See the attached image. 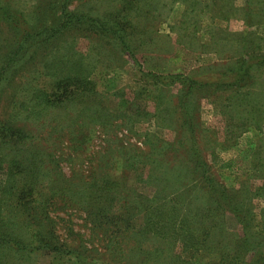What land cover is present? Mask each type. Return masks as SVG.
<instances>
[{
    "label": "rangeland",
    "instance_id": "rangeland-1",
    "mask_svg": "<svg viewBox=\"0 0 264 264\" xmlns=\"http://www.w3.org/2000/svg\"><path fill=\"white\" fill-rule=\"evenodd\" d=\"M126 1L72 0L68 9L80 13L81 29L77 26L62 39L57 37L55 46L48 52L50 57L66 55L72 48L74 57L83 54L91 90L79 87L74 90L72 101L65 99L63 106L40 114L36 120L26 119L27 113L20 106L31 102L34 91L44 88L49 78L36 71L32 64L15 70L1 93L0 120L15 119L12 115L15 111L19 113L17 123L27 125L29 132L32 131L33 141L28 146L45 155L44 187L49 189L53 185L56 190H66L65 195L73 196L68 204L58 203L59 209L47 214L55 227L52 233L64 239L60 241L62 246L68 244L86 254L102 253L105 258L104 251L112 247L104 239L107 227L113 236L123 237L121 232L130 229L131 222L134 227L141 226L160 216L159 221L164 223L169 208H176L179 214L174 221L187 218L192 225L202 218L203 221L194 225L199 226L212 218L209 208L216 206L217 195L211 187L218 186L236 194L227 195L228 199L229 196L238 202L251 199L253 230L261 231L264 199L254 195L264 180V69L253 68L251 82L242 85L245 94L251 92L245 97H235L230 89L218 92L206 89L184 95L179 92V86L156 83L152 76L186 74L206 82L227 79L231 76L229 68L238 61L237 45L241 39L237 37L248 29L239 10L250 3L251 12H255L250 22L261 23L250 29L251 40L263 39L264 0H227L224 11L233 8L229 22L223 21L217 11H207L211 0H198L196 17L191 12L193 0L186 5L184 0L179 3L176 0ZM145 1L149 2L145 4ZM231 1L238 11L229 5ZM0 3H10L11 11L28 27L35 26L38 33L41 28L54 26L62 11L61 5L53 7L51 0H0ZM116 11L120 17L130 16L131 26L137 33L135 38L148 43L136 52V57L116 50L112 40L99 42L93 31L96 19ZM185 11L188 12L183 14ZM201 11H207V15L201 18ZM195 25L205 31L209 28L212 32L209 34H215L218 41L204 47V35H190ZM220 26L229 30L217 35ZM181 27H189L188 37L182 35ZM13 39L16 33L0 16V59L9 53ZM261 43L264 56V42ZM179 50V61L170 63L169 58ZM46 54L47 51L40 54V59ZM231 91L244 94L237 86ZM182 101L187 102L190 110L187 120L195 130L193 144L181 143L192 133L181 124ZM227 104L231 106L225 110L224 118L221 111ZM251 112L259 114V126L255 115L248 117ZM242 117L247 119L241 120ZM213 151L225 161L236 159V164L231 170L219 169L211 161ZM195 153L207 160L203 170L207 171L211 183L200 182L191 173L194 167L197 169V159L193 163L190 159ZM0 173L1 187L4 176ZM92 181L106 187L105 194L111 196V203L105 198L99 202L93 200L89 195L93 191ZM4 213L6 232L10 233V225L16 221L8 220L7 212ZM112 219L115 220L110 223L112 226L105 223ZM225 225L230 233L238 229L231 216L226 217ZM174 237L165 241L145 231L139 234V245L125 246L124 250L139 246L145 252L162 250L174 259L189 258V249L184 250L180 243L172 244ZM69 251L66 246L57 253L37 251L23 264H82ZM11 257L6 261L20 264L18 256ZM209 260L205 258L204 262ZM171 262L170 257L159 264Z\"/></svg>",
    "mask_w": 264,
    "mask_h": 264
},
{
    "label": "trees",
    "instance_id": "trees-1",
    "mask_svg": "<svg viewBox=\"0 0 264 264\" xmlns=\"http://www.w3.org/2000/svg\"><path fill=\"white\" fill-rule=\"evenodd\" d=\"M51 1L53 7L56 6L55 4L61 5L62 11H59L58 22L52 27L41 28L42 31L39 33L35 26L28 27L26 23L18 18L16 13L11 11L10 3H0V5H3L0 6V16L11 25V29L16 33V39H13L9 53L0 59V101L2 100L1 93L6 81L15 73V70L26 68L27 64H32L36 71L49 78L44 88L34 91L31 102L29 101V103H24L20 106L25 109L27 113L26 119L29 120H36L40 114L63 106L65 99L72 101L73 92L74 90H79V87L80 89L89 88L91 90L90 83L87 82L88 79L85 76L87 72L84 67L85 56L83 54L76 58L74 54L72 55L73 49L71 48L66 55L48 56V52L55 46L57 37L62 39L67 33L76 29L77 26L81 29L79 26L81 19L78 17L80 13L71 12L68 9L72 0ZM176 1L180 2V0ZM188 1L184 0L183 4L186 5ZM226 1L211 0L212 4L207 8V11H217L222 16L221 19L223 21L229 22L230 11L233 8L229 7V12L228 10L225 12L224 8L228 5H225ZM148 2L145 1V4ZM191 3L193 8L191 12L196 17L197 8L195 7L198 5V0H193ZM221 3L223 6H221ZM229 5L234 6L232 1ZM250 7V3H248L247 8L244 7L239 10L243 12V20L247 22L245 27L248 29L237 37V40L241 39L237 45L238 61L234 67L229 68L231 76L227 79L218 82L216 80L197 81L186 74L183 76L157 74L159 76L153 75L152 78L157 81L156 83L161 82L163 85L179 86V92H184V95L206 89L212 92L228 91L230 89V92L235 94V97L236 95H244L243 97L251 95V92L245 94L246 90L242 85L251 82V72L254 67H259V70L264 69V56H262L261 51V46L263 45L261 42H264V38H254L255 41L251 40L250 29L254 25L258 26L261 23L254 24L250 22V17L255 13L251 12ZM234 9L238 11L235 6ZM207 11L198 13L201 14L202 18L207 15ZM87 15L89 16V13ZM213 18L212 20H214ZM130 20V16L124 15L120 17L118 11H116L109 14L108 17L96 19V26L93 31L99 42L105 39L112 40L116 43V47H114L116 50L127 52L132 57H136V52L148 46V43L146 40L141 42L135 38L137 33L133 30L134 27L131 26ZM217 29V35L225 33V29L229 30V28L222 26ZM179 30L185 37L189 36V27H181ZM191 31L192 34L190 35L192 37H197L199 33L205 36L206 43L203 45L204 47H208L210 42L218 41L217 37L214 36L215 34H209L211 32L209 28L205 31L201 26L195 25L193 29L191 28ZM133 38L139 44H135ZM256 43L258 44L256 45ZM46 51L45 57L40 59L39 55ZM180 52L181 50L175 52L168 61L173 64L177 63ZM135 60L139 61L138 58H135ZM233 76H235V80H233ZM236 86L244 94L232 92L231 89ZM230 106V104L224 106L221 116L226 117L227 112L225 110H230ZM180 109L182 126H186L192 131V133L181 140V143L187 141L193 144V132L195 133V130L192 128V122L190 123L187 120L190 115L187 102L182 101ZM18 110L21 112V109L18 108ZM18 115L19 113L15 111L12 115L16 117L15 119L0 120V172H3L4 176L2 180L4 183L0 187V264H12L6 261L8 258H12V254L18 256L20 264H23L26 258L37 251L46 250L57 253L62 252L64 246L70 250L68 254H71L82 264H159L170 257L172 260L170 264H264V222L261 231L255 232L253 230L254 221L251 199L239 202L230 196L228 199L227 195L236 194L219 186L216 189L211 187L213 193L217 195L216 206L209 208V213H213L212 218L199 226L194 225L199 223L200 220L203 221L202 218L196 219L192 225L187 218H178V222L174 221L179 214L176 208H169L164 223L159 221L160 216L151 218V220L141 226L134 227L131 222L130 229L125 230V233L121 232L123 237L113 236L111 229L107 227L108 229L104 232V239L108 246L111 245L112 247L104 251L105 258L102 253H97V255L86 254L82 250H73L74 248L68 246V244L62 246L60 241L64 239L52 233L55 227L49 222L50 217L47 214L56 212L59 209L58 203L64 202L68 204V201H71L73 196L65 195L68 193L66 190H56L53 185L49 189L44 187L46 183L44 181L46 177L45 155L36 151L37 148L28 146L33 141V139H30L32 131L29 132L27 125L17 123ZM248 115H250L248 117L255 115V123L257 126L260 125V121L257 119L259 114L251 112ZM245 119L247 118H241V120ZM201 157L200 153H195L190 157L192 163L195 158L197 159L195 162L197 169L194 167L190 171L196 179L199 178L197 180L208 184L212 182L211 178L206 176L207 171L203 170L205 165H207V160L204 161ZM211 161L219 169L227 170H231L237 162L236 159L226 161L221 159L216 151L211 154ZM0 175L2 174L0 173ZM107 181H110V179H107ZM91 187L93 191L89 195L93 200L97 199V202H99L100 198H105L106 201L112 202L111 196L105 194L106 187L103 184L92 181ZM107 193L110 194L109 190ZM254 196L264 199V180L262 185L256 189ZM97 202L95 204H98ZM4 211L9 216L8 220L16 221L10 225L12 227L10 233L6 232V222L4 220L6 214ZM227 216H231L238 226L235 233L227 231L225 225ZM114 221V219L107 220L105 223L112 226L110 223ZM46 225L48 227L45 229ZM4 227L5 229H3ZM145 231L148 232L149 236L164 238L165 241L169 237L175 236L172 244L180 243L184 250L189 249V258L184 260L182 258L181 260L177 257L174 259L172 255L166 256L162 250L155 249L145 252L139 246L124 250L125 246L134 245L135 243L139 245V234ZM102 257L104 260H102ZM205 258L210 260L204 262Z\"/></svg>",
    "mask_w": 264,
    "mask_h": 264
}]
</instances>
